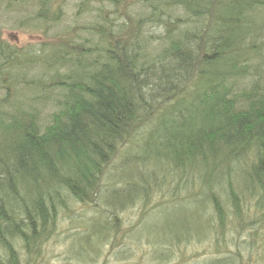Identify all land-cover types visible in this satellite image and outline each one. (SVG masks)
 <instances>
[{
    "label": "trees",
    "instance_id": "obj_1",
    "mask_svg": "<svg viewBox=\"0 0 264 264\" xmlns=\"http://www.w3.org/2000/svg\"><path fill=\"white\" fill-rule=\"evenodd\" d=\"M71 3L0 0L40 38L0 37V264H22L17 244L33 264L64 218L79 264L128 238L159 263L209 238L234 256L199 264L251 260L264 219V0ZM132 208L139 220L120 235Z\"/></svg>",
    "mask_w": 264,
    "mask_h": 264
},
{
    "label": "rangeland",
    "instance_id": "obj_2",
    "mask_svg": "<svg viewBox=\"0 0 264 264\" xmlns=\"http://www.w3.org/2000/svg\"><path fill=\"white\" fill-rule=\"evenodd\" d=\"M78 2V0H72L70 7L73 11L75 9L74 4ZM17 17L13 15H0V37L6 39L8 42L15 44L16 46L20 47H27L33 44H36L40 41L39 36L36 34V31L27 28V27H17L15 24V20ZM47 117V115L45 114ZM48 120H43V122H47ZM253 206V205H251ZM77 211L80 212L83 207L81 205H77L75 208ZM123 222H122V233L126 232L127 230H133L132 226L137 224L138 218L140 217L139 208H132L129 210L124 211L120 214ZM231 224V223H230ZM229 224V225H230ZM258 229L257 236L253 241V252L252 258H249V252L242 250V259H244L243 264H264V219L263 221L260 220L256 223L255 226ZM70 228V222L67 218H64L59 223L58 229L56 230L57 233L54 237H50L48 242H45L44 245L41 247V252L39 255H36L37 261L35 260L33 264H79L72 258L76 257L74 254H69L67 251L71 246L72 235ZM72 230V229H71ZM232 233V229L230 230ZM130 233V232H129ZM126 232V234H129ZM227 237L232 238L230 232H227ZM242 235L249 239L248 231L242 232ZM128 238V237H127ZM126 243L122 245H116L113 248L109 245H105L103 248V254L98 258L96 256H90L87 260H85L82 264H199L198 260L215 258L218 256H222L223 254L234 256L235 247H231L230 250H226V252H216L213 246V238H209L206 240V243L202 247H197L193 244H190L186 247L188 253L186 257L179 258L176 257L171 259L168 263H159L156 261L150 260L149 253L151 251L152 245L148 243L147 240H143L138 245L139 248H136L133 245V241L130 238L124 239ZM19 257H21L22 264H25L26 261V252L22 248L20 244L16 245ZM78 247V246H77ZM75 247L73 251H77L78 248ZM124 248L128 254L132 257H125V260L118 261L117 258L120 259V256L117 257V253ZM224 251V250H223ZM233 252V253H231ZM230 253V254H229ZM227 255V256H228ZM38 256V257H37ZM92 258V259H91ZM81 264V263H80Z\"/></svg>",
    "mask_w": 264,
    "mask_h": 264
}]
</instances>
